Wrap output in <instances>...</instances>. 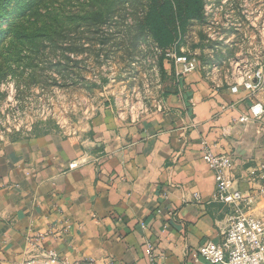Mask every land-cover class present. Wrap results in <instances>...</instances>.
<instances>
[{
    "label": "crops",
    "instance_id": "crops-1",
    "mask_svg": "<svg viewBox=\"0 0 264 264\" xmlns=\"http://www.w3.org/2000/svg\"><path fill=\"white\" fill-rule=\"evenodd\" d=\"M257 101L264 90L216 91L192 73L139 122L106 110L75 136L38 126L0 141V264L47 249L79 264H150L147 242L160 253L154 264H211L189 252L220 242L229 209L211 201L201 142L232 156L247 191L264 161V128L238 119ZM252 213L264 215V201Z\"/></svg>",
    "mask_w": 264,
    "mask_h": 264
},
{
    "label": "rangeland",
    "instance_id": "rangeland-1",
    "mask_svg": "<svg viewBox=\"0 0 264 264\" xmlns=\"http://www.w3.org/2000/svg\"><path fill=\"white\" fill-rule=\"evenodd\" d=\"M30 3H41L42 14L55 8L58 27L69 32L56 33L52 42L45 37L29 39L32 33L26 32L20 40L11 37L10 14L17 13L12 20H18ZM108 3L116 9L115 15L91 14L105 11ZM203 3L209 8L208 15L203 11L202 19L188 22L163 50L149 30L143 34L139 30L151 0H11L0 21V141L29 134L38 126L74 136L106 110L118 119L120 112L127 115L133 106L138 110L142 104L149 108L142 119L162 111L158 105L163 106L165 92L178 81L168 49L174 45L178 54H192L204 65L227 63L247 45V38L243 30L238 32L227 24L225 13L216 11V4L226 10L228 3L264 0ZM210 21H219L223 39L213 42L207 38ZM32 22L30 18L26 26L31 27Z\"/></svg>",
    "mask_w": 264,
    "mask_h": 264
},
{
    "label": "built area",
    "instance_id": "built-area-1",
    "mask_svg": "<svg viewBox=\"0 0 264 264\" xmlns=\"http://www.w3.org/2000/svg\"><path fill=\"white\" fill-rule=\"evenodd\" d=\"M216 5V11L222 10L225 13L227 24H231L238 32L243 30L247 45L242 46L227 63L224 60L223 64L212 62L210 65L201 64L198 57L192 54L185 52L178 54L173 45L169 51L167 50V56L175 65L176 77L182 78L199 73L212 90L228 89L232 94L248 92L255 95L264 90V7L256 3L252 8H242V13H235L229 3L226 10L223 5ZM208 9L204 4L205 15H208ZM218 25L219 21H210L207 24L206 33L210 41L223 39ZM230 39L231 37L225 41L229 42ZM162 108L163 106L159 104L158 109ZM148 112L149 108L142 104L138 110L133 106L127 115L120 112L119 117L136 123ZM250 119L259 121L264 128L262 102L252 104L249 114L240 116L238 122L246 124ZM201 144L202 158L215 175V189L211 201L228 207V226L221 231L220 242L208 241L189 254L194 259L203 258L211 264H264V215L257 216L252 213L254 206L264 201V161L259 164L256 176L249 180L250 187L247 191H242L235 175L232 156L215 152L205 139ZM77 166L76 162L72 165L73 168ZM163 198H168V191L163 193ZM158 212L162 213L163 210L159 208ZM146 254L150 264L158 261L160 253L154 242L146 243ZM22 264L79 263L63 257L54 249H47L42 254L26 258Z\"/></svg>",
    "mask_w": 264,
    "mask_h": 264
},
{
    "label": "trees",
    "instance_id": "trees-1",
    "mask_svg": "<svg viewBox=\"0 0 264 264\" xmlns=\"http://www.w3.org/2000/svg\"><path fill=\"white\" fill-rule=\"evenodd\" d=\"M11 0H0V21L4 20L5 9L10 5ZM118 1V0H116ZM126 1H137V0H122ZM41 3H30L20 14V18L15 21L12 18L17 13L10 14V28L11 37L14 36L17 40L23 38V34L32 33V38L45 37L50 42L55 40L56 33L69 32L67 28L59 26L56 21V9H49L46 14L40 13L38 6ZM112 3L107 4V9L100 11H93L91 14H96L100 17L113 16L116 13V9L111 7ZM203 0H151V8L145 12L144 20L140 21V33L143 34L145 30H149L154 38L156 39L159 46L165 50L174 43L181 30L184 29L185 25L192 19H202L203 17ZM90 14V13H86ZM43 23L40 22L41 18ZM30 18H33L32 26L27 27ZM38 24H40L38 26ZM29 28L32 31H28ZM1 36V34H0Z\"/></svg>",
    "mask_w": 264,
    "mask_h": 264
},
{
    "label": "flooded vegetation",
    "instance_id": "flooded-vegetation-1",
    "mask_svg": "<svg viewBox=\"0 0 264 264\" xmlns=\"http://www.w3.org/2000/svg\"><path fill=\"white\" fill-rule=\"evenodd\" d=\"M234 10L235 13H242V8H252V6H256V3H229ZM258 5H262L264 7V3H257ZM249 10V9H248Z\"/></svg>",
    "mask_w": 264,
    "mask_h": 264
}]
</instances>
